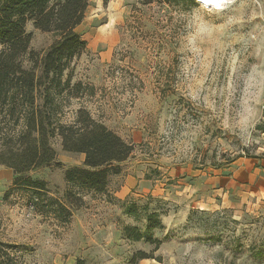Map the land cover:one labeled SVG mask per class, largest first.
Segmentation results:
<instances>
[{
	"label": "rangeland",
	"instance_id": "374dc122",
	"mask_svg": "<svg viewBox=\"0 0 264 264\" xmlns=\"http://www.w3.org/2000/svg\"><path fill=\"white\" fill-rule=\"evenodd\" d=\"M196 3L89 0L77 28L86 49L63 77L81 88L62 102L60 121L86 110L135 150L106 194L81 193L67 222L34 208L30 192L13 185V170L0 165V242L17 264H264L263 203L187 212L191 199L174 195L181 169L212 175L241 157L264 160V0H225L219 10ZM25 31L36 53L57 38L32 21ZM52 148L56 162L24 177L45 181L48 195L61 198L64 170L84 156L62 151L59 139ZM126 174L151 175L173 195L135 187L115 201L111 191ZM131 202L158 213L164 228L146 232L142 212L124 215ZM123 226L158 240V249L125 240ZM138 251L149 258L132 261Z\"/></svg>",
	"mask_w": 264,
	"mask_h": 264
},
{
	"label": "trees",
	"instance_id": "16d2710c",
	"mask_svg": "<svg viewBox=\"0 0 264 264\" xmlns=\"http://www.w3.org/2000/svg\"><path fill=\"white\" fill-rule=\"evenodd\" d=\"M152 1L144 0V4ZM158 1L182 7L194 4V0ZM88 4L89 0H0V165L13 170V185L30 192L34 208L61 222H67L81 205V193L106 194L111 177L121 174L122 164L135 150L134 144L92 119L86 110H78L71 123L60 121L62 102L78 95L81 88L80 83L70 85V77H63L86 49L77 28ZM27 21L57 37L41 53L30 49ZM54 139L60 140L62 151L84 156L80 167L64 170L67 188L61 198L48 195L45 181L24 177L56 162ZM141 212L146 232L164 228L159 214L149 212L146 205H124L127 217L138 219ZM122 237L154 244V249L160 245L137 227L123 226ZM145 258L148 255L140 251L131 257L132 261ZM0 264H17L10 246L2 242Z\"/></svg>",
	"mask_w": 264,
	"mask_h": 264
},
{
	"label": "crops",
	"instance_id": "0c3cea01",
	"mask_svg": "<svg viewBox=\"0 0 264 264\" xmlns=\"http://www.w3.org/2000/svg\"><path fill=\"white\" fill-rule=\"evenodd\" d=\"M187 169L179 173L185 179L179 183L174 191L175 197L190 200V208L222 209L237 208L245 204H264V160L258 158L241 157L232 162L227 169L218 174L198 172L189 175ZM142 195H152L167 199L173 192L168 186L163 187L157 181L145 180L144 175L123 176L115 190L111 191L115 201H123L128 195H133V189ZM141 196V195H138Z\"/></svg>",
	"mask_w": 264,
	"mask_h": 264
},
{
	"label": "bare ground",
	"instance_id": "6f19581e",
	"mask_svg": "<svg viewBox=\"0 0 264 264\" xmlns=\"http://www.w3.org/2000/svg\"><path fill=\"white\" fill-rule=\"evenodd\" d=\"M197 4L202 6L205 9H214V10H219L222 6V4L225 2L223 0V3L220 4V7H217L216 4L219 2V0H212L210 3H206L205 0H196Z\"/></svg>",
	"mask_w": 264,
	"mask_h": 264
},
{
	"label": "built area",
	"instance_id": "2783aa9c",
	"mask_svg": "<svg viewBox=\"0 0 264 264\" xmlns=\"http://www.w3.org/2000/svg\"><path fill=\"white\" fill-rule=\"evenodd\" d=\"M263 89H264V68H263ZM260 112L264 114V93H263V98L260 104Z\"/></svg>",
	"mask_w": 264,
	"mask_h": 264
},
{
	"label": "snow or ice",
	"instance_id": "6c2138e0",
	"mask_svg": "<svg viewBox=\"0 0 264 264\" xmlns=\"http://www.w3.org/2000/svg\"><path fill=\"white\" fill-rule=\"evenodd\" d=\"M206 3L212 2V0H205ZM223 3V0H219V2L216 4L217 7H220V4Z\"/></svg>",
	"mask_w": 264,
	"mask_h": 264
}]
</instances>
